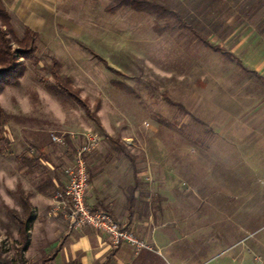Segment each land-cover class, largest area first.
Masks as SVG:
<instances>
[{
    "label": "rangeland",
    "instance_id": "374dc122",
    "mask_svg": "<svg viewBox=\"0 0 264 264\" xmlns=\"http://www.w3.org/2000/svg\"><path fill=\"white\" fill-rule=\"evenodd\" d=\"M165 1L209 41L214 36L210 30L211 19L222 22L225 17L224 0ZM45 2L49 7L41 12L36 41L38 64L34 66L19 56L25 65L19 84L4 85L0 89L3 93L7 88L5 95L10 101L9 107H3L10 115L5 125L7 134L24 139V149L32 150L33 154L38 153V144L46 145L55 163L64 146L48 143L51 132L93 131L106 141L107 149L112 152L118 149L108 137L123 138L128 149L137 154L151 147L153 151L160 150L159 143L154 141L160 139L168 142L171 151L185 145L192 156L205 148L207 160L215 162L216 166L209 168L200 163L195 173L192 168L184 170L182 179L194 181L197 191L196 197L192 192L186 194L185 207L179 213L188 218V223L184 224V232L174 240L172 248L178 250V258L185 264H220L247 245L264 258V202L253 196L264 194V173L260 166L264 161L242 160L239 154L232 163L234 170L230 175L224 174L226 133L212 134L210 129L214 128L209 127L211 112L224 108L226 91L236 87H264V80L251 76L242 78L236 61H229L219 51L204 45L191 31H182L175 25L161 34L156 33L152 28V15L129 9L107 12L108 0ZM251 9L253 5L247 7L248 12ZM11 19L20 36L30 21L17 14H12ZM213 41L211 43L215 44ZM94 53L104 58L107 65ZM53 59L60 63L59 72L71 79L77 96L86 104L89 114L96 115L99 124L74 98L55 94L45 87L43 79L52 80ZM18 96L30 98L28 114L20 110ZM179 103L187 106L188 113L181 112ZM198 137L199 144L187 141L198 140ZM182 139H185L183 143L173 141ZM75 142L77 144L79 139ZM15 147L18 151L17 144ZM18 167L14 156L0 155V172L6 174L0 178V193L14 201V207H9L0 195V254L17 259L21 233L8 211L15 209L21 214L19 190L24 189L32 193L34 205L27 230L28 245L22 251V258L25 264H41L52 252L50 228L40 215L48 206V195L42 194L37 199L34 191L37 178ZM13 177L16 190L10 191L5 181ZM225 181L233 189L241 185L249 189L245 199L231 203L233 206L242 204L232 219L226 216L230 208L224 205L225 200L229 199V194L244 191L225 192L220 187ZM201 217L206 224L200 223ZM212 232L220 238L224 234L219 241L231 245L229 251L197 245L200 239H209ZM151 256L155 264L171 262L165 250L155 248ZM249 262L262 264L253 261L252 254L247 257Z\"/></svg>",
    "mask_w": 264,
    "mask_h": 264
},
{
    "label": "crops",
    "instance_id": "0c3cea01",
    "mask_svg": "<svg viewBox=\"0 0 264 264\" xmlns=\"http://www.w3.org/2000/svg\"><path fill=\"white\" fill-rule=\"evenodd\" d=\"M2 1L10 15L17 14L21 19L27 18L30 21L27 27L39 32L42 22L41 12L49 7L45 0ZM224 2L226 12L223 21L212 19L210 21L212 25L210 30L214 32L210 42L214 40L215 44L230 52L240 62L239 73L242 78L251 76L258 81L264 80V0H256L255 3L253 0H224ZM250 5H253V9L248 12L247 7ZM228 60L236 61L229 58ZM224 98V108L211 112L209 127L214 128L210 129L212 134L226 133L224 174L230 175L234 170L233 160L239 154L242 160L250 161L257 158L264 161V87L230 88L226 91ZM184 107L189 111L185 104ZM9 138L12 141L11 150L4 155H12L17 159V155L25 151L27 156L36 157L39 155L40 147L42 152L49 156L48 159L39 157L40 161L35 165L39 171L36 172L34 167L30 174H27L26 167L19 163L18 168L25 174L34 175L37 178L36 182L46 174L53 180L54 187L65 181L63 168L72 160L77 137L66 141L63 145L64 150L62 149L56 160L57 163L52 162V154L46 145L38 144V153L33 154L32 150L24 149V139L10 136ZM198 138V140L187 141L199 144L201 139ZM122 139L119 141L125 144ZM183 140L185 139L173 141L183 143ZM154 141L159 143L160 150L153 151L151 147L141 154L131 152L125 144L129 156L121 151H109L106 141L100 139L98 146L87 156L90 175L87 203L93 207H105L120 224L129 225L138 236L153 247V250H142L135 254L126 243L112 247L108 237L94 228L84 226L80 229H71L64 219L48 217L46 211L50 205L54 187L46 193H41L36 191L34 185L35 194L48 195V206L40 215L46 219L45 224L50 228L49 245L52 252L44 260L51 264H155L151 252L156 248L169 253L171 262L164 264H185L178 258V250L173 249L172 246L174 240L183 234L184 224L188 223V218L179 213L180 209L185 207L186 194L192 192L193 197H196L197 189L196 183L187 182L186 178L183 180L182 174L188 168H192V173H195L200 163H204L209 168L216 165L215 162L207 160L205 148H202L200 154L192 156L186 151L185 145H178L171 151L167 141L161 139ZM48 143H51V140ZM16 144L19 147L18 151V148L15 149ZM235 149L240 150V153ZM260 166L264 173V163H260ZM229 185L230 183L225 181L220 187L225 192L244 191L242 194H229V199L225 200L224 205L230 208L226 216L232 219L242 204L233 206L231 203L245 199L249 189L243 185L233 189ZM133 186L134 190L131 192L133 202L129 207L127 190ZM24 192L29 194V200L33 206L32 193L26 190ZM253 196L264 202V194ZM231 207L234 208L231 209ZM228 211L226 209L225 212ZM199 219L200 223L206 224L203 217ZM212 233L209 239L204 241L202 238L197 245L201 248L204 246V249L209 246L211 249L216 247L222 249L221 251H229L231 245L219 241L223 239L224 234L220 238L218 234ZM250 254L253 255L254 261L255 255L259 252L250 249L247 245L231 253L220 264H251L247 263V257Z\"/></svg>",
    "mask_w": 264,
    "mask_h": 264
},
{
    "label": "trees",
    "instance_id": "16d2710c",
    "mask_svg": "<svg viewBox=\"0 0 264 264\" xmlns=\"http://www.w3.org/2000/svg\"><path fill=\"white\" fill-rule=\"evenodd\" d=\"M123 9L152 15L154 17L152 28L158 34L163 33L169 26L173 27L176 25L182 31H191L204 45L212 48L214 51H219L227 58L236 60L230 52L217 44H212L209 40L203 38L199 33H197L193 26L183 19L181 13L174 9L165 0H108L105 5V10L110 13H115ZM38 37L39 33L29 27H25L22 34L18 36L15 32L11 15L4 2L0 0V89L4 85L19 84V79L25 68L24 62L19 60V56L28 60L34 66L38 64L39 59L36 56V41ZM94 55L106 64V60L104 58L96 53H94ZM236 62L241 65L238 60H236ZM59 69L60 63L56 59H53L50 66L52 80L43 79L45 87L55 94H63L69 96L70 98H74L84 108L85 112L89 114L90 112L86 104H84L77 96L76 89H74L71 85V79L60 73ZM178 107H180L183 114L188 113L183 104L179 103ZM9 116L10 115L5 111V109L0 107V155H4L11 150L12 141L5 130V125ZM91 116L94 118L96 123L99 124V120L96 115L92 114ZM109 140L116 143L118 151L129 155L125 144L121 143L118 139L115 140L111 137H109ZM38 150L39 155L36 157L27 156L25 151H22L17 155L19 163L26 167L25 172L27 174L33 172V168L40 161L39 157L42 156L45 159L49 158L47 154L42 152V148L39 147ZM53 187V180L46 174H44L35 184L36 191L41 193H46L52 190ZM133 190L134 186L128 188L127 190V203L129 207H131L133 202L131 193ZM19 200L22 207L21 214H18L15 209H9L8 211L11 220L18 226L19 232L21 233V245L17 252V263L14 258L1 256L0 254V264H25V261L22 258V251L26 249L28 245L27 230L32 219V205L29 200V194L25 193L22 189L19 190ZM100 207L108 211L105 207ZM42 264L51 263L44 260Z\"/></svg>",
    "mask_w": 264,
    "mask_h": 264
},
{
    "label": "built area",
    "instance_id": "2783aa9c",
    "mask_svg": "<svg viewBox=\"0 0 264 264\" xmlns=\"http://www.w3.org/2000/svg\"><path fill=\"white\" fill-rule=\"evenodd\" d=\"M76 137L79 142L74 147L72 160L63 168L65 181L53 188L51 202L46 211L47 216L64 219L71 229H80L84 226L94 228L108 237L112 247L126 243L135 254L142 250H153V247L138 236L129 225L120 224L102 207H93L87 203L90 188L87 156L98 146L100 141L98 134L93 131H83L80 134L74 132L50 134L51 142L60 145ZM254 259L264 264V258L258 255H255Z\"/></svg>",
    "mask_w": 264,
    "mask_h": 264
},
{
    "label": "clouds",
    "instance_id": "9594fccd",
    "mask_svg": "<svg viewBox=\"0 0 264 264\" xmlns=\"http://www.w3.org/2000/svg\"><path fill=\"white\" fill-rule=\"evenodd\" d=\"M6 92H7V88L5 89V91L3 93H0V107L7 108L10 106V101H8V99L6 98V95H5ZM49 99H51V98L49 97ZM52 103L54 105H56L57 107L59 106L58 102H56L55 100H52ZM17 104H18V106L22 112H24L25 114H28V112L30 110V105H31L30 98L18 96L17 97ZM5 175H6L5 173L0 172V178H3ZM5 183H6V186L8 187V189L10 191L16 190V179L14 177L7 179L5 181ZM0 195H3L4 202L9 207H14V201L10 197H8L7 195H5L3 193H0ZM40 198L41 197L38 195L37 199H40Z\"/></svg>",
    "mask_w": 264,
    "mask_h": 264
}]
</instances>
